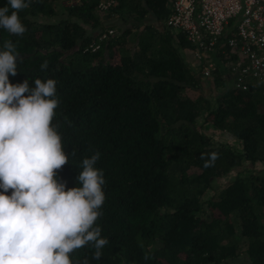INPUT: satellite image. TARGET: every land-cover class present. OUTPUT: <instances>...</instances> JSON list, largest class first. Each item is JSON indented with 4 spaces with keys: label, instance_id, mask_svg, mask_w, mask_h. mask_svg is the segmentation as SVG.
<instances>
[{
    "label": "trees",
    "instance_id": "trees-1",
    "mask_svg": "<svg viewBox=\"0 0 264 264\" xmlns=\"http://www.w3.org/2000/svg\"><path fill=\"white\" fill-rule=\"evenodd\" d=\"M66 1L31 0L18 13L26 32L14 36L0 28V50L7 40L17 47L10 83L56 81L52 124L68 156L57 179L66 190L81 186L83 159L100 153L94 167L104 175L105 201L96 225L109 243L100 260L88 245L71 254L73 261L221 264L242 253L250 264H264V175L237 174L204 198L211 180L233 168L258 163L264 169V90L250 83L246 91L203 96L201 82L177 53L191 48L161 27L169 0H114L104 18L139 23L151 14L156 26L143 25L138 33L136 25L113 27V36L92 53L83 49L96 38L85 28L101 26L97 0L57 11ZM7 5L0 0V7ZM44 61L49 66L42 71ZM207 81L215 90L225 84L220 72ZM198 119L232 137L238 148L213 144ZM205 213L208 219L201 218Z\"/></svg>",
    "mask_w": 264,
    "mask_h": 264
},
{
    "label": "clouds",
    "instance_id": "clouds-1",
    "mask_svg": "<svg viewBox=\"0 0 264 264\" xmlns=\"http://www.w3.org/2000/svg\"><path fill=\"white\" fill-rule=\"evenodd\" d=\"M31 0H8L0 7V28L23 36L26 27L18 13ZM0 50V264H90L71 258L92 245L100 260L109 243L96 221L105 201L102 170L94 165L96 152L82 161L81 186L66 190L57 172L68 164L62 137L52 124L59 105L56 81L37 78L12 84L19 54L7 40ZM48 61L41 70L48 69ZM215 154L212 159L214 160ZM205 166H209L208 163ZM11 190V194L6 193Z\"/></svg>",
    "mask_w": 264,
    "mask_h": 264
},
{
    "label": "built area",
    "instance_id": "built-area-1",
    "mask_svg": "<svg viewBox=\"0 0 264 264\" xmlns=\"http://www.w3.org/2000/svg\"><path fill=\"white\" fill-rule=\"evenodd\" d=\"M169 1L163 26L189 45L200 77L211 80L224 71L232 78L234 90L246 91L250 83L264 90V0ZM115 4L114 0H97V14L103 16ZM113 34L111 28L99 32L83 52L99 50Z\"/></svg>",
    "mask_w": 264,
    "mask_h": 264
},
{
    "label": "rangeland",
    "instance_id": "rangeland-1",
    "mask_svg": "<svg viewBox=\"0 0 264 264\" xmlns=\"http://www.w3.org/2000/svg\"><path fill=\"white\" fill-rule=\"evenodd\" d=\"M63 6H67L66 2L58 3L57 4V11H60L61 7H63ZM40 21L41 22H44V21L50 22V21H52V19L42 18V19H40ZM133 42H134V34L127 39V45L129 48H131V46L133 45ZM211 91L212 90H210L209 92L205 91L204 96L208 97V98H210V97L213 98L216 91H213V92H211ZM201 123H202V119H198L197 120V126L202 125ZM201 129H202L203 133L211 139L213 144H222V145L238 148L237 142L232 137H230L229 135H227L223 132L215 131V130L211 129L210 127H207L206 125H202ZM250 172L264 175V169L262 168L261 164L257 163L254 166L243 164L239 167L233 168L227 175H225L223 177H220L217 179H212L211 185H210L211 187L204 194V198L207 199V198L215 196L217 193H219V191L222 188H224L227 184H229L235 178V176L237 174L245 175V174L250 173ZM201 218L202 219H208V214L205 213L204 215L201 216ZM221 264H250V263L248 262L246 256L244 254L240 253L238 255V257L235 258L234 260H227Z\"/></svg>",
    "mask_w": 264,
    "mask_h": 264
},
{
    "label": "crops",
    "instance_id": "crops-1",
    "mask_svg": "<svg viewBox=\"0 0 264 264\" xmlns=\"http://www.w3.org/2000/svg\"><path fill=\"white\" fill-rule=\"evenodd\" d=\"M147 24H152L154 26L155 25V21L154 18L152 17L151 14H147L144 19L141 22H131L128 21L126 23H121L117 16L113 17V18H104V16H101V26L97 29L91 30L89 28H85L87 34H91L92 36H96L100 31L105 30L106 28H112L116 27V28H129L131 25H136V29H134L133 33H138V31L140 30V28L144 25ZM162 28H164L165 30H168L167 28H165L163 25L161 26ZM172 36L177 35V33L168 30ZM132 33V34H133ZM131 34V35H132ZM129 38V37H128ZM178 56L179 58L183 61V63L195 74V77L198 79L199 82H201V93L204 96L205 91H216V93H218L219 91H224V90H229L231 89V84H232V78L230 76H228L224 71H219L225 78V84L224 87L220 90H215L213 89V87L208 86L209 81L203 79L202 77H200V75L197 73V62L194 59V55H193V51L191 49H178L177 50ZM207 83V84H206ZM212 86V85H211ZM220 93V92H219Z\"/></svg>",
    "mask_w": 264,
    "mask_h": 264
}]
</instances>
